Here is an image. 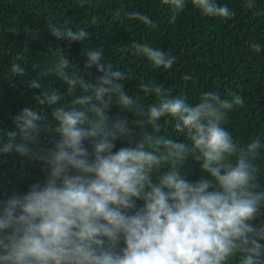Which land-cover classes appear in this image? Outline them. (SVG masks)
<instances>
[{
  "label": "clouds",
  "instance_id": "obj_1",
  "mask_svg": "<svg viewBox=\"0 0 264 264\" xmlns=\"http://www.w3.org/2000/svg\"><path fill=\"white\" fill-rule=\"evenodd\" d=\"M187 2L161 0L173 14ZM190 2L203 17L234 15L218 0ZM127 18L153 24L139 11ZM48 30L69 42L87 36L82 27L51 23ZM251 47L261 51L258 44ZM130 51L154 69L176 63L175 56L147 43L133 42ZM56 53L52 74L68 94H78L65 105L64 94L42 90L39 78L29 80V88L42 91L36 106L24 107L13 117L14 128L0 133V156H29L46 173L26 193L0 200V264H264V223H254L264 208V191L256 190L264 141L257 135L241 145L223 126L244 98L221 99L205 91L190 104L147 82L140 92L155 99L145 108L139 96L124 91L125 72L101 63V49L86 52L85 69L102 73L95 83L79 78L69 59ZM22 60L17 55L8 69L16 78L26 74ZM113 103L134 112L131 123L149 125L151 133L114 151L117 139L132 132L126 119L108 123ZM40 106L53 109L58 139L51 148L33 151L41 130L53 127ZM161 121L172 124L174 135L159 134ZM188 159L199 165L200 179L185 178L181 166Z\"/></svg>",
  "mask_w": 264,
  "mask_h": 264
},
{
  "label": "trees",
  "instance_id": "obj_2",
  "mask_svg": "<svg viewBox=\"0 0 264 264\" xmlns=\"http://www.w3.org/2000/svg\"><path fill=\"white\" fill-rule=\"evenodd\" d=\"M218 3L226 4L234 15L227 19L203 17L190 0L179 14H173L161 0H0V133L14 128L13 117L24 107L36 106L35 97L42 91L29 88V80L39 78L42 90L64 94L65 105L78 94H68L66 84L52 74L56 51L69 59L79 78L95 83L102 73L95 67L85 69L86 52L101 49V63L125 72L124 91L139 96L143 107L155 99L140 92L139 85L147 82L162 85L172 97L185 96L190 104L198 103L205 91L216 92L221 99L238 94L244 98V106L230 112L223 126L241 145L257 135L264 141V0H251L250 6L249 0ZM133 11L149 15L153 24L130 21L127 14ZM51 23L82 27L87 36L79 42L58 39L48 30ZM133 42L159 47L175 56L176 63L168 70L154 69L146 59L132 55ZM254 44L260 45V52L251 47ZM17 55L23 57L26 68L23 78H16L8 70ZM40 111L53 127L41 130L31 145L33 151L51 148L58 139L53 134V109L40 106ZM106 115L109 124L117 119L130 122L132 134L117 139L114 151L135 146L152 131L149 125L131 123L135 113L114 103ZM160 125L159 134L174 135L171 123L161 121ZM84 146L91 152L90 142ZM256 164V190L264 191V151ZM181 167L186 179L201 178L199 165L192 159ZM45 176L38 160L15 152L0 156V200L6 202L13 195L26 193ZM142 205V201L137 202V207ZM254 223H264V208Z\"/></svg>",
  "mask_w": 264,
  "mask_h": 264
}]
</instances>
